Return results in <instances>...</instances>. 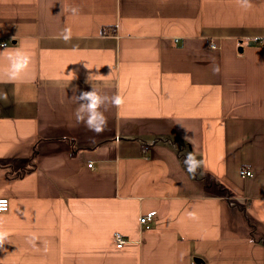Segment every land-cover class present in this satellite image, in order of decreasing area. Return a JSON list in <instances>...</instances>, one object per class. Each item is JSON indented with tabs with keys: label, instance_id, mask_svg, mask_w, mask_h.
I'll return each instance as SVG.
<instances>
[{
	"label": "crops",
	"instance_id": "0c3cea01",
	"mask_svg": "<svg viewBox=\"0 0 264 264\" xmlns=\"http://www.w3.org/2000/svg\"><path fill=\"white\" fill-rule=\"evenodd\" d=\"M251 3L0 0V52L33 57L22 82H0V264H264V0ZM91 88L126 98L99 135L71 99Z\"/></svg>",
	"mask_w": 264,
	"mask_h": 264
},
{
	"label": "clouds",
	"instance_id": "9594fccd",
	"mask_svg": "<svg viewBox=\"0 0 264 264\" xmlns=\"http://www.w3.org/2000/svg\"><path fill=\"white\" fill-rule=\"evenodd\" d=\"M235 3L242 9L248 10L253 7L251 0H235ZM73 13L77 10L73 9ZM73 37L71 27H65L59 34V38L65 42H69ZM33 62L32 54L27 47L21 43L19 47L6 49L0 52V82L16 83L22 82L24 74H26ZM219 68L214 67L213 72H218ZM72 101L77 105L75 109V119L77 124H83L88 130L97 135L103 133L108 127V118L105 112L109 107L117 109L122 108L126 104V98L119 92L109 95L101 91L91 88L88 91L74 90ZM103 109V110H102ZM189 139H191L189 137ZM184 165L187 172L193 176L202 166V161L198 160L193 153H189L184 159ZM195 212H190L189 216L195 218ZM8 231L0 227V250L8 240ZM33 241L35 237L32 238ZM31 242V241H30Z\"/></svg>",
	"mask_w": 264,
	"mask_h": 264
},
{
	"label": "built area",
	"instance_id": "2783aa9c",
	"mask_svg": "<svg viewBox=\"0 0 264 264\" xmlns=\"http://www.w3.org/2000/svg\"><path fill=\"white\" fill-rule=\"evenodd\" d=\"M243 174L246 176H249V177L252 176L251 172H242V175ZM8 204H9V202L6 198H0V212H6L8 210ZM149 221H150V217L144 216V217L140 218L141 224L147 223ZM114 243H115L116 247L120 248L123 246L124 240L122 239L121 236L115 235L114 236Z\"/></svg>",
	"mask_w": 264,
	"mask_h": 264
},
{
	"label": "trees",
	"instance_id": "16d2710c",
	"mask_svg": "<svg viewBox=\"0 0 264 264\" xmlns=\"http://www.w3.org/2000/svg\"><path fill=\"white\" fill-rule=\"evenodd\" d=\"M205 179H206V181H205L206 186L205 187L208 188V190H210V192L216 191L218 189L220 192L224 190L222 187L219 188L218 186L216 188H213L212 185H214V184H213L212 180L209 178V176H205Z\"/></svg>",
	"mask_w": 264,
	"mask_h": 264
}]
</instances>
